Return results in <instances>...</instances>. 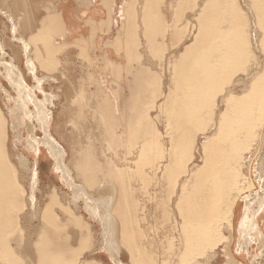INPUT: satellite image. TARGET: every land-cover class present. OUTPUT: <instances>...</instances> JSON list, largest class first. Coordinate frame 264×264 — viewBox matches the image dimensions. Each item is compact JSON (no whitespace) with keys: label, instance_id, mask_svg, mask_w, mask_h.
<instances>
[{"label":"bare ground","instance_id":"6f19581e","mask_svg":"<svg viewBox=\"0 0 264 264\" xmlns=\"http://www.w3.org/2000/svg\"><path fill=\"white\" fill-rule=\"evenodd\" d=\"M148 2L151 3V0ZM154 2L156 5V1ZM150 3L144 6L145 9H149L147 6ZM188 3L194 5L192 6L193 14L195 10L193 20H187L188 33H185V38L182 36L180 39L176 38L178 35L175 37L179 39L178 42L176 41V46L171 50L168 49L164 60L162 58L164 55L161 57L163 60L161 64H165L163 62L171 54H174V60L171 65L169 61V68L164 65L162 70L161 66V71L157 74V72H152L151 61L148 65L143 63L137 66H132V62L128 64L122 61L124 52L130 53L129 46L136 40L131 39L133 34L130 33L129 26L132 20L128 19L132 15H128L129 9L133 10L134 4L133 6L129 4V8L126 0H123L122 7H118L117 0L109 1L108 19H101L97 23L98 26L110 31L111 27H114L112 24H117L118 20H115V16L112 15L113 8H117L116 12L119 10L120 13H117L120 16L122 27L111 41L116 46L114 51L119 58L114 60L107 56V52L110 51L104 50L103 53L101 50L103 56L106 55V62L101 67V72L104 69H111V71H116L114 74L118 76L116 73L126 70L132 76L131 78L129 76L128 81L125 82L128 85V94L117 96L114 87L105 84L104 77H100L104 75L99 74L98 80L93 76V72H97L94 59L98 58L94 57L91 60L95 68L90 64L93 71L88 73L86 70L87 74L84 73L81 83L89 80V83L94 85V90L85 92L82 90L84 86L82 83L83 98L80 99L81 96L75 99L76 101L80 99L82 102L70 110L75 112L73 121L78 129L88 114L85 110L93 109V113L97 115L102 142H106L107 146L98 148L89 142L74 160L73 165L77 170L74 171L94 186L95 182H99L97 184L99 196L107 189L116 190L118 195L112 214L109 212L110 209L103 213L98 208L97 199L92 197L93 195H86V199L91 202L87 203L86 210L91 218L96 216L95 219L103 226L104 246L100 247V250L112 253L118 250L117 246L121 248L120 245H122L129 251L133 260L141 261L146 260L150 254L154 255L152 253L154 247L150 242L152 238L146 239L145 229L142 228L141 220L138 219V202L132 199L131 192L129 193V189L125 188L127 184L125 180L127 181L128 176L132 180L135 175H140L143 180L145 177L147 181L149 178L145 169L150 167L157 177L160 176L158 180L162 185V193L159 192L162 198L157 207L162 209L163 219H170V230L174 233L167 235L166 247L163 248L164 252L169 253L170 262L204 264L203 260L214 258L218 254L216 249L222 245L219 253L226 257L225 264H244L236 257V255L245 257L240 241L238 248H234L231 236L225 235L223 228H234V222L236 216L240 214V209L248 207L247 204L242 205L240 199L244 201L256 192L253 189L255 179L252 176V168L249 169V164L251 166V162L254 161V156L264 137V0H178L181 14L188 7ZM156 11L155 8L150 7V12L141 14L145 16V20H148L144 24L149 25L151 30L147 34L148 29L146 30L143 26L146 31L141 29L148 35L145 38L150 51H147L151 53H157L158 51L154 52V48L162 42L158 39V31L164 22L159 15V10L157 11L159 13ZM9 20L11 21V18ZM40 22L38 31L30 35L31 39L27 40L28 42L22 40L26 52L30 49L31 42L35 44L37 40H42L43 43L39 42L50 55L56 53L58 49L62 50L63 45L71 44H76L84 55L83 47L96 41L94 32L96 30H94L89 38L79 37L69 42L66 39L67 29L62 10H49L44 17L42 16ZM92 22L95 23L94 20ZM14 26L13 24L11 28L13 33L16 31ZM155 31L157 35L154 34ZM56 40H62V42ZM110 43H108L109 47L112 45ZM122 45H124L123 48ZM135 47L138 48L137 43ZM35 48L38 49L37 46ZM181 48H184L183 52L177 55L176 53ZM129 57L127 58L130 59ZM26 60L30 72L35 74L33 59L28 57ZM51 60L53 58L48 61L51 62ZM44 62L46 66V61ZM137 62L141 63L139 60ZM110 73L106 74L110 76ZM6 76L18 89L19 97L17 98L23 109H26L31 90L23 84L14 66L7 67ZM167 76H169L168 85L166 84ZM105 78H107L106 75ZM92 79L95 81L93 82ZM41 82L37 80L38 86ZM116 90L118 92V89ZM22 94H26V98H23ZM92 100H95V103L90 108ZM161 100L163 101L158 104ZM38 109L41 111L38 114L41 122L45 116V110L43 106L41 108L38 106ZM151 109L158 112V119L160 116H165V132L157 127L150 113ZM47 122H49V116H47ZM8 127V119L0 107V264L6 262L33 264V261L36 264H103L97 259L81 260V257L84 258L83 251L95 244L96 236L93 226L70 204L65 203L64 199L61 200L62 196L60 198L56 191L50 196V201L39 215L41 223L35 226L37 227V238L33 240L30 234H25L23 229L26 226L23 219L29 220L25 215H21L20 211L24 207L28 208L26 200L29 196L25 195L26 189L20 178H23L21 171L26 173L29 167L21 164L19 168L12 160L6 144ZM106 132H108L107 136ZM47 138L49 134H46L42 140H47ZM204 138L207 140L201 143ZM29 142L31 143L26 146L30 145L29 150L37 154V146H39L37 140H29ZM135 145L140 146L137 165H134L137 169L129 170L130 175L126 176V170L116 164L117 162L115 163L112 157L106 155L104 149L107 147V150L112 148L118 151L120 147L125 146L126 150H131ZM32 146L35 148H31ZM47 149V154L54 160L57 156H63V150L55 154V150L49 152V148ZM117 151L116 156L119 154ZM197 152L203 155L199 163L195 162ZM33 170L36 176H33L31 180H34L33 185H35L39 174L35 164ZM257 176L259 177V171ZM106 177H111V179L108 180ZM157 177H153L152 180L154 178L157 180ZM148 181L147 184L151 186ZM150 182L152 185L155 183ZM158 187L161 186L158 185ZM102 200V198L99 199V201ZM29 202L31 210H34L33 196L30 197ZM56 207L63 209V213L65 212L63 217ZM115 218H118L120 228L117 246L108 239V233L114 230L112 226ZM74 226L78 228L74 229ZM13 240L16 241V247L12 245ZM147 245L153 247L149 248L151 249L150 254ZM21 247L22 252L19 251ZM146 254L149 255L146 256ZM28 255L31 257L29 258ZM27 257L28 260H26ZM152 259L153 256L150 260Z\"/></svg>","mask_w":264,"mask_h":264},{"label":"rangeland","instance_id":"374dc122","mask_svg":"<svg viewBox=\"0 0 264 264\" xmlns=\"http://www.w3.org/2000/svg\"><path fill=\"white\" fill-rule=\"evenodd\" d=\"M67 1L70 0H0V107L3 109L9 123V127L7 129L8 132H6L8 134L6 141L7 150L9 151L10 156H13H11V158L17 164V166H19V168L21 164H26L29 167L28 172L24 173L25 171H21V177H23L24 179L20 178L22 184L26 189L25 195L29 196V198L26 200V206H28V208L24 207V209L20 211V214L25 215L26 218L29 220L25 221V219H23V222L26 226L23 231H25V234H30L31 239L35 240L37 238V227L35 226H38L41 223L39 215L41 214L45 205L48 204V202L50 201V196L53 194L54 191H56L59 194L60 198L62 196L61 200L64 199L63 201H65V203H67L68 205L70 204L76 210L77 213L79 212L78 214H82L86 218V220L93 226V232L96 236L95 244L92 245V247L86 248L83 251L84 258L81 257L82 261L97 259L103 264H163V262L164 264H174V262H170L169 253L163 251V248L166 247L165 239L167 235L173 233V231L170 230V219H163L162 209L160 210V208L157 207L161 202L160 200L162 198V194L159 193H162V185L161 182L158 180L160 176L158 175L157 177L150 169V167H148V169H150V172H148L149 170L146 167L147 170L145 169V172H147V177L150 179V181H152V183L155 182L152 185L151 182L148 181L149 179L147 178L148 180H146L151 186L147 184V181H145V177H143V180L140 175H135L134 179L130 180L128 176L130 175L129 172H131L129 170L137 169V166L134 165H137L136 161L140 151V146H138L139 144L135 145L136 148L134 147V149L132 148L131 150H126L125 146L123 148L120 147L118 151L112 148L107 150L108 148L106 147V149H104V153L110 158L112 157L113 161L115 163L117 162L116 164H119L120 167L126 170V176H128V178L127 181L125 180V182L128 185L126 184L125 188L126 190L129 189V193L131 192L130 194H132V199L138 202V219L141 220L140 224L142 225V228L145 229L146 239L152 238L150 242H152V245L154 247V250H152V253L154 255L150 254L151 249L149 248H153L152 245H147L150 251H148V253L150 255L146 254V256L149 255L148 257H146V260H133L131 254L126 249V247L120 245L121 248H119L117 246V243L119 244L120 235L118 218H115L114 225L112 226L114 230L108 233V239L116 243L118 250L112 253H107L106 251L99 249L100 247L102 248L104 246L103 226H101L97 219H95L96 216H94V218H91L89 212L86 210L85 207L87 203H91L89 202V199H86V195H93L92 197L97 199L96 202L98 203V208L103 213L107 209H110L109 212L111 214L113 212V208L117 204L118 195L116 190L107 189L106 192L99 196V192L97 190V184H99V182H95L94 186L93 183H89V181L85 180L84 177L81 178V176H79L78 173L74 171L76 170V168H74L75 166L73 165V162L75 159L78 158L79 153L83 147H85L89 142L98 148L100 146H107V143L102 142L97 115L95 116V113H93V109L90 110L88 108V110H85V113L88 114L84 117L82 126L78 127V129L73 121V113L75 112L72 109L78 106L77 104L82 102L80 100L83 98L84 94L83 91H81L82 83L84 85L82 87V90H84L85 92H91V89L94 90V85H91L89 83V80L86 82L83 81L81 83L84 76V73H82V67L86 66L89 68L86 69L87 72H92L93 69L90 64L91 60H93L94 57L98 59H94V64L96 63L97 72H93V76L97 77L98 80L99 74L104 75H100V77H104V80L106 81L105 84L114 87L115 94L117 93V96H123L124 93L128 94V85L125 82H127L129 79L128 77L130 76L131 78L132 75H129L126 70L123 72L121 71L116 73V75H118L119 77L115 76L114 73L116 71H111V69H104V71L101 72V67H103L106 62V55L103 56L101 50L103 51V53L104 50L110 51L109 53L107 52V56L114 60L119 58V56H117L114 51L116 49V46L114 43L113 45L111 42L116 37V32H118V30L122 27L120 16L117 13L119 12V10H117L114 18L115 20L118 19L117 24H112V26L114 27H111L110 31H107L108 33L104 32V36H101L99 38L97 37L96 41L90 42L85 48L83 47L85 51L84 55L87 57H83V53L80 54L81 50L76 44L66 46L63 45L62 50L58 49L56 53H52V55H50L48 54V52H46L47 49H44V46H42V40L36 41V43L39 41L42 42L37 43L38 45H36V43L33 44V42H31L32 45H30V52L29 50L27 52L24 50L22 40H30L32 37L30 35L38 31L39 26L41 24L40 21L42 19V16L44 17L49 12V10H62L63 5ZM73 1L74 3H76V5L79 3L78 0H71V2ZM154 1H156V5H154ZM145 2L148 1L135 0L134 6L132 4L134 8L136 7L135 9L133 8V10L137 12L136 15L133 14L132 17H134L136 21L139 20L138 22L140 24H138L139 26L137 25L136 31H130V33L132 32L134 34L131 39H136L134 40L135 42L129 39V41H133L131 45L129 44V49L131 48V52L132 50L133 52H128L131 55H129L127 52H124L126 56L123 55L124 57L122 58V61L128 64L132 62V66H137L143 63H147L148 65L151 61L150 66L152 68V72H157L158 74L161 69L163 70L164 65L169 68V61L171 65L174 60V54H171L168 55V61L166 60L163 62L165 64H161L168 51L171 50V48H173L174 46H176V43L181 38V36L182 38L186 37L184 35L185 33H188L187 20H193L195 15V10L193 14L194 8H192V6L194 7L195 5V1L193 2L194 5H190V3H188V7H186L184 13L181 14L179 11V8L181 7H178V0H151V3H153V6H155L151 9L155 8V10H159V15H161L163 19L162 21L164 22L165 26L164 24H161L160 27L162 28H159L158 26L161 32L157 29L159 35L163 34L160 37L158 35V39L162 41L161 45H158V47L154 48V52H158H150L143 54L135 51L142 49V47L147 46L148 44V41H146L147 39L145 37L143 38L138 36V34L142 33V30H139L138 27L140 28L141 26H143V16L141 14L143 11L142 7L145 6ZM49 5L51 8L49 7ZM9 18H11V21L9 20ZM13 24L15 25L14 27H16L15 33H13L11 30ZM165 32L166 34H164ZM154 34H156V31ZM175 37L179 39H176ZM66 39L69 42L74 41H71L70 37L69 39L68 37H66ZM60 42H62V40ZM107 42H111L110 44L112 45L109 47V44ZM95 43H97V45ZM104 43L107 44L105 45ZM133 43H137L138 48L135 47V44ZM33 46H37L38 49ZM123 46L124 45H122L121 47L123 48ZM33 49L37 51L35 52ZM183 50L184 48H181L176 54H180L181 52H183ZM33 51L36 54L38 53L39 55H36ZM151 54L153 56H151ZM129 56L133 58L131 59ZM28 57L33 59V62L35 64V74H32L29 70V66L26 60ZM50 57L53 58L51 62L48 61L51 59ZM127 57H129L130 59H128ZM161 57L163 58V60H161ZM38 58L42 59L39 60ZM43 59L44 61H46V66ZM137 60L141 61V63L137 62ZM135 62L138 64H136ZM8 66L15 67L16 71L21 76V80H23V84H25V86H27V88L31 90L30 100L26 102V109H23L20 104V100H18L17 98L19 97L18 89L13 86L11 81L6 76ZM86 70L85 74H87ZM109 72H111L110 76L107 75ZM165 73L167 74V71ZM80 74H82L81 80L78 79ZM105 75L107 76V78H105ZM37 80L42 81L40 86H38ZM92 81L90 80V82ZM168 83L169 76H167L166 79V84L168 85ZM85 84L88 85L85 86ZM116 89H118V92ZM119 91L122 93H120ZM22 95L21 96L23 98H26V94ZM86 95H88V93H86ZM15 98H17V100H15ZM76 98L80 99L76 101ZM162 101L163 100L159 101L158 104H160ZM94 103L95 100H92L90 108L94 106ZM38 106L39 108L43 106V110H45V116H43V120H41V122L38 119V114L41 113V111L38 109ZM70 108H72V111L70 110ZM150 113L152 114L157 127L160 128L161 131L165 132V116H160V121L158 119L159 115L157 111H152L151 109ZM47 116H49V122H47ZM46 134H49V138H47V140H42L45 138ZM105 135L107 136L108 132H106ZM29 140H37V144H39V146H37V154L29 150L30 145L26 146V144L31 143L29 142ZM206 140L207 138H204L201 143L205 142ZM31 148H35V146H32ZM47 148H49V152H53V150H55V154L63 150V156H57V158H55L54 160L53 157L47 154ZM116 151L119 153L117 156L115 154ZM127 153H131L129 157ZM114 155L117 158L114 157ZM196 156L197 160H195V162L199 163L202 160L203 155L197 152ZM34 164L37 172L39 173L35 185H33L34 180H31L33 176H36L35 171L33 170ZM250 167L252 168V176L255 179V185L253 186V189L256 192L253 195H250V197L244 201L240 199V203L242 205L247 204L248 207H243L242 209H240V214L236 216L234 222V230L224 227L223 233L225 235L231 236V242H233L232 246L234 248H238V242L240 241L242 248L244 249L245 257L242 258L236 255L238 260L242 261L244 264H264V137L263 141H261L259 145V150L257 151V154H255L254 156V161L251 162V166L249 164V169ZM258 171L259 177L257 176ZM153 174L155 176H153ZM153 177H157V180H155V178L154 180H152ZM61 178H63V180ZM107 179L110 180L111 177H108ZM71 182H73V184H71ZM158 185L161 187H158ZM73 186H75V188H73ZM29 188H31V190H29ZM31 196L34 197L35 201L33 205L35 206L34 210H31V205L29 202ZM101 198L103 200L99 201V199ZM75 200H77V202H75ZM85 200H87V202H85ZM129 203L131 205L130 199ZM170 207L173 208V206ZM56 210H59L58 212L62 214V217L64 216L65 212L63 213V209H61L60 207H56ZM30 214H32V216H29ZM34 215H36V217H34ZM29 223H31L32 226ZM77 228V226H74V229ZM176 235H178V233H176ZM153 240L155 243L153 242ZM13 241H11L12 245L16 247V241ZM21 249L22 247L19 248V251ZM220 249H222V245L219 249H216L218 254L214 258H209L206 261L203 260L204 264H225L227 260L226 257H223L222 254L219 253ZM151 255L153 256L152 260H150L152 257ZM28 257L30 258L31 256L28 255ZM28 257L26 260L29 259ZM33 264L36 263L33 261Z\"/></svg>","mask_w":264,"mask_h":264},{"label":"crops","instance_id":"0c3cea01","mask_svg":"<svg viewBox=\"0 0 264 264\" xmlns=\"http://www.w3.org/2000/svg\"><path fill=\"white\" fill-rule=\"evenodd\" d=\"M78 1H80V2L77 5H76V3H74V1L73 2H71V0L67 1L63 5V8H62L63 17H64V21H65V27L67 29V37H68V39L70 37V40L72 41V40H75L76 38H79V37H87V38H89V36H91V34H92V32L94 30H96V31H94L96 33L95 34L96 38H97V36L98 37L104 36L105 35L104 31H108V29H105V27L103 28V27L98 26V23L100 22L101 19H103V20H105V18H106V20L108 19V16L110 15V11H108L107 9L110 10V8H108V5H109V1H111V0H78ZM105 1L108 2V3L106 4ZM117 1L119 3L118 7L119 6L122 7L123 0H117ZM128 1L129 2L132 1V2H134L133 4H135V0H126V3H128V5L127 4H125V5H127V7H129V4H132V2L129 3ZM145 3H144V5L146 6V4L148 5L150 2H147L146 4ZM151 5H153V4L150 3V5L147 6V7H149V9L146 8V9H148L147 13L150 12V7L152 8ZM114 8H113V11H112L113 17L115 16V14H116L115 12H116V9H117L116 7H114ZM146 9H145V7L143 8L142 14H143V12L146 13ZM133 12H135L134 14H136V11L135 10H131V8H130L129 12H128V15H131V14L133 15ZM132 15L129 16L130 17L129 20L130 19L132 20V21H130L129 30L136 31L137 25L139 23H138V21H135L136 19L134 17L132 18ZM92 20H94L95 23H93ZM145 21H147V19L145 20V16H144L142 25L144 24ZM134 26H135V28H133ZM143 27L146 30L148 29L147 30V34H149L150 31H151L149 25H145L144 24ZM143 27L142 26L140 28L138 27V29L145 30ZM145 31L142 32L141 34H138V36L143 37V38L147 37L148 35L145 33ZM133 36H134V34L132 35V37ZM147 50L150 51V48H148L147 46H144V47H142V49H140L138 51H135V52L143 53V54L150 53ZM81 53L82 52H80V54ZM82 70H83L82 73H85L86 66L82 67ZM81 78H82V74H80L78 79L81 80Z\"/></svg>","mask_w":264,"mask_h":264}]
</instances>
